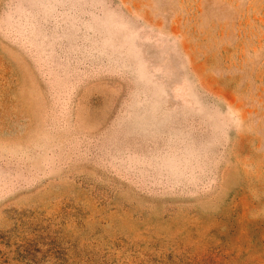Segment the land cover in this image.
Segmentation results:
<instances>
[{"label":"rangeland","instance_id":"1","mask_svg":"<svg viewBox=\"0 0 264 264\" xmlns=\"http://www.w3.org/2000/svg\"><path fill=\"white\" fill-rule=\"evenodd\" d=\"M0 264H264V0H0Z\"/></svg>","mask_w":264,"mask_h":264}]
</instances>
